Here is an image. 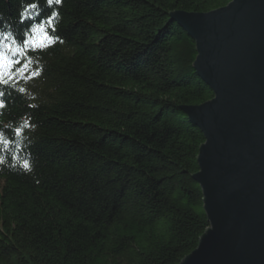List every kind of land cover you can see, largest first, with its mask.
I'll use <instances>...</instances> for the list:
<instances>
[{
	"label": "trees",
	"instance_id": "trees-1",
	"mask_svg": "<svg viewBox=\"0 0 264 264\" xmlns=\"http://www.w3.org/2000/svg\"><path fill=\"white\" fill-rule=\"evenodd\" d=\"M230 2L0 0L5 54L33 24L58 38L27 53L38 77L0 85V264H179L197 248L204 139L180 107L214 95L170 14Z\"/></svg>",
	"mask_w": 264,
	"mask_h": 264
},
{
	"label": "water",
	"instance_id": "water-1",
	"mask_svg": "<svg viewBox=\"0 0 264 264\" xmlns=\"http://www.w3.org/2000/svg\"><path fill=\"white\" fill-rule=\"evenodd\" d=\"M170 17L194 41L193 69L214 95L180 107L204 139L193 179L209 227L179 264H264V0Z\"/></svg>",
	"mask_w": 264,
	"mask_h": 264
},
{
	"label": "snow or ice",
	"instance_id": "snow-or-ice-1",
	"mask_svg": "<svg viewBox=\"0 0 264 264\" xmlns=\"http://www.w3.org/2000/svg\"><path fill=\"white\" fill-rule=\"evenodd\" d=\"M55 2L56 5L62 3V0H47V4L49 7L53 5ZM32 9H36L39 7L38 3H34L29 6ZM58 15V13H54L52 16H49L47 19V26L51 28V31L55 32V24L53 23L54 17ZM26 19L34 20V17H26ZM25 22L24 19L21 20L23 24ZM19 37V38H18ZM7 35H0V85H4L6 87H14L12 81L16 79L17 76L23 75L27 73L26 79H31L38 77L40 75V69L37 67L35 71H29V66L32 64L31 57L27 56L29 51L31 52H42L48 47L53 46L58 38L49 35L48 31L45 29L44 22H40L39 24H33L29 28L25 29L23 33H18L16 36L12 37V44L16 45L14 51H12V55L9 56L5 54L2 50L4 46V41L8 40ZM63 43V41H59ZM9 50H12V46L8 45ZM24 60L21 63V60ZM20 92H24V89H18ZM5 96V91L0 90V109L6 107L5 100L3 97ZM26 127H30V125H26ZM17 134H19V130H17ZM0 142L7 144L10 143L7 140L3 139V135L0 134ZM25 169H29V165L26 163L24 165Z\"/></svg>",
	"mask_w": 264,
	"mask_h": 264
}]
</instances>
